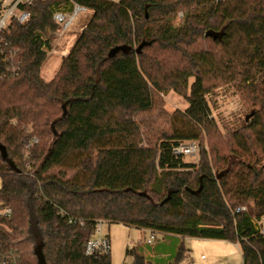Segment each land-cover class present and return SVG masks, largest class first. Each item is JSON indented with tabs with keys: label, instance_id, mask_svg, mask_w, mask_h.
Instances as JSON below:
<instances>
[{
	"label": "trees",
	"instance_id": "16d2710c",
	"mask_svg": "<svg viewBox=\"0 0 264 264\" xmlns=\"http://www.w3.org/2000/svg\"><path fill=\"white\" fill-rule=\"evenodd\" d=\"M91 18L47 83L55 12ZM0 36V206L20 264H113L87 255L97 223L236 244L264 264V0H33ZM212 31L216 39L206 37ZM232 85L254 110L223 136L207 96ZM175 92L186 111L155 107ZM158 111L142 136L143 115ZM201 143L198 164L172 153ZM208 142L209 148L204 147ZM146 143V145H144ZM246 207V211L236 212ZM131 264H160L128 248Z\"/></svg>",
	"mask_w": 264,
	"mask_h": 264
},
{
	"label": "rangeland",
	"instance_id": "374dc122",
	"mask_svg": "<svg viewBox=\"0 0 264 264\" xmlns=\"http://www.w3.org/2000/svg\"><path fill=\"white\" fill-rule=\"evenodd\" d=\"M119 2L120 0H114ZM91 17V12L81 13L78 20L74 23L72 28L66 32V34L56 40L54 48L49 52L48 58L42 67V78L45 82L49 83L54 75L56 74L60 62L64 56H66L74 47L80 34L83 31V27ZM155 107L158 109L161 105L164 109L172 114L177 110L186 111L189 108V102L183 97L179 96L175 92H169L166 95L155 94ZM210 104L211 116L216 121L220 132L223 136H226V128L236 130L240 125L247 120L255 106L251 104L247 96L243 91L232 85H226L217 88L214 92L207 96ZM158 111H153L148 115H143L142 119V136H144L148 129L152 126L153 121H156ZM186 142V141H185ZM199 145V154L196 157H184L182 162L186 164H198L200 161L201 143L196 141ZM146 145V143H144ZM204 147L209 148L208 142H204ZM2 186V180L0 178V188ZM256 222V221H255ZM260 226L264 225V217L260 220ZM110 229V230H109ZM127 234L126 230L118 225H110L105 223L102 227V234L109 235L111 240V258L113 264H127L126 261V250L132 249L136 245L143 243L150 236L149 233L143 236L139 233L140 230L131 229ZM156 240L153 245L161 242L159 250H157V256L160 259H164L165 252L169 256H174V253L178 252L179 242L173 237H163L156 235ZM166 242H163V241ZM191 240H186L185 245ZM152 245V246H153ZM187 248V247H186ZM193 253L191 252L190 257L182 261L180 264H208L209 257L205 252ZM205 256L202 258V256ZM163 263V260L161 261ZM225 264V263H218ZM226 264H243L242 256L240 253L236 254L235 258H232Z\"/></svg>",
	"mask_w": 264,
	"mask_h": 264
},
{
	"label": "built area",
	"instance_id": "2783aa9c",
	"mask_svg": "<svg viewBox=\"0 0 264 264\" xmlns=\"http://www.w3.org/2000/svg\"><path fill=\"white\" fill-rule=\"evenodd\" d=\"M33 0H13L6 4L0 0V36L7 30L13 22L20 24L27 23L31 14L24 7L30 6ZM89 12L85 7L74 4L70 11L55 12L53 15V21L58 25V30L52 34V38L58 39L69 31L74 23L78 20L81 13ZM49 55L48 50H45ZM172 153L176 159L184 157H196L199 154V145L195 141L181 142L175 145L172 149ZM246 207L238 208L236 212L246 211ZM13 216V211L9 207L0 206V235L7 237H13L14 231L11 227L10 221ZM260 221H256L255 225L258 231L264 235V225L260 226ZM105 223L99 221L96 226L93 238L89 241L86 254L95 255L102 254L107 255L111 253V242L108 236L102 234V227ZM156 240V234L151 232V237L147 241V245H152ZM0 264H20V258L17 252L9 250L4 247L0 241Z\"/></svg>",
	"mask_w": 264,
	"mask_h": 264
},
{
	"label": "crops",
	"instance_id": "0c3cea01",
	"mask_svg": "<svg viewBox=\"0 0 264 264\" xmlns=\"http://www.w3.org/2000/svg\"><path fill=\"white\" fill-rule=\"evenodd\" d=\"M1 1H4L6 4H8V3L12 2L13 0H1ZM87 23H88V21L85 23L83 29L85 28ZM118 226L125 229L127 234H129V232H130L129 230H131L130 228H126V227L121 226V225H118ZM139 233L143 236H146V234L149 233L150 236L146 239L145 242L140 243V244L136 245V247H133V248H140V250L146 256H148L152 261H154L155 263L167 264L170 260H172L173 257L169 256V254H167V252H165V254L163 256H161L164 259L158 258L157 250H159V246L161 245V242L157 243L156 245L152 244L153 246L147 245V241L151 237V231L140 230ZM107 236L110 239V236L109 235H107ZM175 239H177V238H175ZM186 240H191L190 242H188L187 245H185L187 247V249L190 250V254H191V252H193V253L199 252V254L201 252H205L209 257L208 258L209 259L208 264H218V263H225L226 264L232 258H235L236 254H238V253L241 254L239 247L236 244H233L230 242L219 241V240H201V239L187 238L184 240V244H185ZM110 242H111V240H110ZM163 242H166V241L164 240ZM204 257L205 256L203 255L202 258H204ZM162 260H163V263L161 262ZM126 261H129L127 264H131L132 258L126 257Z\"/></svg>",
	"mask_w": 264,
	"mask_h": 264
},
{
	"label": "water",
	"instance_id": "95a60500",
	"mask_svg": "<svg viewBox=\"0 0 264 264\" xmlns=\"http://www.w3.org/2000/svg\"><path fill=\"white\" fill-rule=\"evenodd\" d=\"M206 37H211L213 39H216L218 37V35L212 31H209L207 34H206ZM40 264H45V262L43 260H40Z\"/></svg>",
	"mask_w": 264,
	"mask_h": 264
}]
</instances>
